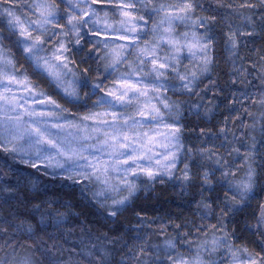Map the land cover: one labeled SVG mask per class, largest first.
<instances>
[{"label": "clouds", "instance_id": "clouds-1", "mask_svg": "<svg viewBox=\"0 0 264 264\" xmlns=\"http://www.w3.org/2000/svg\"><path fill=\"white\" fill-rule=\"evenodd\" d=\"M0 264H264V0H0Z\"/></svg>", "mask_w": 264, "mask_h": 264}]
</instances>
